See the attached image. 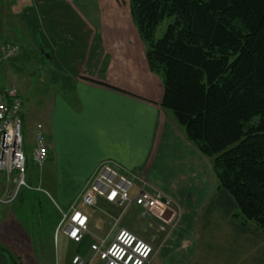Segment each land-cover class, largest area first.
<instances>
[{"label":"crops","instance_id":"0c3cea01","mask_svg":"<svg viewBox=\"0 0 264 264\" xmlns=\"http://www.w3.org/2000/svg\"><path fill=\"white\" fill-rule=\"evenodd\" d=\"M20 2L24 3L23 0ZM1 6H4L2 12H14L20 22L13 31L12 40L20 48L17 65H35L44 73L39 77H47V80L44 82L45 89L39 90L41 93L31 86L35 82V71L29 74L28 85L26 80L24 83L18 82L22 135L29 165L24 177L26 186L20 187L16 194L14 178H9L5 172L0 171V260L35 259L33 251L27 253L26 249L30 248L27 244H33L35 241H53L55 226L59 221L57 206L67 208L80 193L86 180L103 162H111L123 175L136 176L133 194L145 184L140 181L142 176L146 182L172 199H175V195L182 197L185 193L189 209H196L197 199L202 200L205 194L212 192V172L207 160L201 159L197 150L181 138L178 132L176 134L174 129L159 131L158 111L151 104L133 100V96L114 89L119 88L133 95H138L140 91V87L137 88L128 78L132 67L127 70V65L122 63L118 54L117 58L114 57L113 46L116 44L112 43V37L121 29V24L123 25L118 12L114 11L107 19L109 23L106 20L104 23L97 15L93 20L89 15L88 21L84 12L75 8L70 18L73 21V30L75 29L72 34L78 36L77 42L74 43L75 39L73 44L63 40L67 44L65 47L61 42H57L55 31L52 25H49L50 11H35L36 15H32L27 11L33 9L27 6L17 10V0H0ZM80 24L88 26L91 30L89 39L92 38L95 44H99L98 48L93 47L90 50H105L110 53L113 59H110L109 65L103 66L102 60L97 59L91 62V53L90 56L87 53L83 56L74 53L79 50L78 45L84 35L80 33L83 32ZM129 29L131 31V27ZM56 45L73 54H69L67 60L61 58L59 65L64 75L59 74L57 82L53 79L57 73L52 65V55H48ZM74 57L77 60H74ZM66 66H74L81 74L76 76L71 72L72 77H67L71 73L65 71ZM81 75L88 78L83 80L85 76ZM38 123L44 127L49 149L48 159L41 167L30 162V154L35 148V126ZM219 195V198H226L223 192ZM213 203L208 204L207 208L211 207L213 210L214 206L218 207L221 212L216 215L222 223L224 204L222 206ZM80 209L88 218V232L83 237L87 244L91 245L105 237L112 239L115 231L111 229L116 219H119L117 230L127 229L137 234L132 229V221L127 219V216L135 218L139 214V210L134 206L120 217V210L115 204L98 197L95 206H80ZM205 216L206 214L200 222L198 221L200 226H197L194 234L195 260L202 250L199 232L205 228L202 227ZM184 223V226H187L188 222ZM206 226V230L212 229L214 232L211 240L204 243L207 250L206 259L211 264L213 260L219 259L221 264L247 263L244 249H241L242 235L232 236L234 239L229 241L231 236L221 233L224 230L223 225L216 226L214 222L211 228L206 222ZM167 238L162 240L163 244H155V257L160 261L157 260L158 264H170L166 250L163 249L168 242ZM260 238L262 236L257 238L258 242ZM204 239H208L207 236H204ZM5 240L15 245L17 243V251L12 250L15 245L6 247ZM145 240L148 241L149 238ZM233 240H237L236 246L231 244ZM57 241L59 249L54 255L56 264H69L73 256L79 255L66 236L60 234ZM5 250L9 253L1 255ZM89 252L87 248L85 255L81 256L85 257ZM52 257L51 254L48 257L50 264ZM252 263L259 264L258 255L256 257L251 254L248 264Z\"/></svg>","mask_w":264,"mask_h":264},{"label":"trees","instance_id":"16d2710c","mask_svg":"<svg viewBox=\"0 0 264 264\" xmlns=\"http://www.w3.org/2000/svg\"><path fill=\"white\" fill-rule=\"evenodd\" d=\"M130 3L148 67L162 78V110L210 160L240 220L264 231V0ZM73 244L79 255L90 248Z\"/></svg>","mask_w":264,"mask_h":264},{"label":"rangeland","instance_id":"374dc122","mask_svg":"<svg viewBox=\"0 0 264 264\" xmlns=\"http://www.w3.org/2000/svg\"><path fill=\"white\" fill-rule=\"evenodd\" d=\"M23 2L24 3H21L20 0H17V10H21L22 8H24V6H27L29 9L31 8L33 9V11L30 10L27 11L30 12V14L32 15H34V13L36 15V12L40 13L41 11L44 12L50 11L51 16L49 17L48 20L49 25H52V28L55 31L56 39H58L57 42H61L63 45H65V47L67 45L65 44V42L68 43L69 41L72 43L74 39H75L74 43L77 42L78 36L76 34L75 35L72 34L73 21H71L70 18L75 8L78 9L80 12L81 11L84 12L87 20L89 19V15H91L92 20L94 19V16L97 15L98 16L97 18L100 19L99 17H101L100 21L104 20V23L107 21L108 17L114 14V11H117L121 17L120 21L123 22V25L121 24V29L118 31V33H114L115 36L112 37L113 39L112 43L116 44L113 46V52L115 54L114 57L117 58L119 56V58L122 59V63L124 65L125 64L127 65V66L125 65L127 67V70L130 67H132V71L129 72L130 74L128 75V78L131 80V82H133L134 85H137V88L140 87L139 88L140 91L138 95L135 94L133 95L119 88H114V89L120 93L133 96L134 97L133 100L145 101L146 103L151 104L153 108H155L158 111L157 119H158L159 131L161 130L163 131L164 129L166 130L167 128L174 129L176 134L179 133L178 135L181 138H183L190 145H192L186 139L182 128L177 125L176 121H174L173 118L174 115L172 113L165 112L161 108V98L163 94L162 78L159 74L154 73L148 67V63L146 59V47L137 30L135 15L131 9L130 0H23ZM3 8L4 6L0 7V83L2 86H6V87L14 86L15 88H18L19 86L18 82L24 83V80H26V84L28 85L30 79L29 74H31L32 71L33 72L35 71L36 73L34 77L35 82L34 84H31V86H33L34 87L33 89L36 90L38 93H41L40 92L42 91L41 89L42 88L45 89L44 82H46L47 77L46 79L41 76L39 77V75H44V73H41V71H39V67L35 65L30 67L18 66L17 56H13L5 60L1 59V57L3 56V52H2L3 46L5 44L16 45L12 41L14 39L13 31L15 28H17V25L19 26L20 23L18 22V18L14 14V12L7 10H5V12H2ZM172 20L173 18H166L162 21V23L158 26V28L155 31V39H159L160 37H162V35L166 30V27L168 26V24L172 22ZM88 21H90V19ZM107 23H109V21H107ZM129 27H131V31ZM80 28L83 31L80 33H83L84 35L82 36L81 42L78 45L79 50L77 51L73 50L74 53L76 55H81V56H83L85 53H87L90 56L89 53H91L92 54L91 62H94L95 59H97L99 61L102 60L101 63L103 64V66L109 65L110 59L111 61L113 59L110 56V53H106L105 50H101L100 52L97 50L95 52L90 50L93 47L98 48L99 44H95V42L91 40L92 38L89 39L91 30L88 28V26H86L85 24H80ZM63 40H65V42ZM62 50L63 47L61 49L56 45L53 48V52H51V54H48L49 56L52 55L51 56L52 65L54 66L55 73H57L53 76L55 82L59 80V74L62 73L64 75L61 66L59 65L62 62L61 58H65V60H67L69 54L70 56L73 55L69 50H63V51ZM116 54H118V56H116ZM74 60H77V58L74 57ZM64 69L65 71L74 73L76 76L81 74L79 73V70L76 69L74 66H70V67L66 66ZM72 73L68 74L67 77H72ZM81 76H85V75H81ZM84 78H88V77L85 76L82 79L84 80ZM257 95L260 96L259 94ZM197 152L200 154V158L203 160H207V163L211 166L210 160L207 159L204 155H202L198 150ZM210 166H209V170H210ZM211 172L212 173L210 174L213 180L211 186L212 192L210 193L208 192L207 194H205L202 197V200H200L199 198L197 199L198 202L196 209H193V207L189 209L188 206L189 204L187 203L188 200L187 198L185 199L184 197L186 196L185 193L183 194L184 196L182 197L181 196L178 197L175 195V199H172L169 196L163 194L154 185L150 184L149 182H146L145 178L140 176V181L145 183L147 190L152 192H158L159 194L162 195L163 198L168 200V205H169L168 209L161 210L159 208H154V212L155 215L160 217L163 221L165 222L172 221L170 223L169 229H166L167 231L165 233V235L169 233L167 234L166 238L169 237L167 239L168 242L169 241L170 242L169 243L166 242L165 243L166 246L163 248L164 250H166V256L170 259L169 260L170 264H211L210 261L206 259L207 250L204 246V243L206 240H211V237L214 236V232H212L213 231L212 229L206 230L207 229L206 222L208 227H211V225L214 224V222L216 223V226L223 225L224 230L221 231V233H224L225 236L226 234L231 236L229 238V241L234 239L232 238V236L234 237L235 235L237 236L242 235L241 245L243 247H241V249H244L246 262H247L246 264L250 263L251 254H254V256L256 257L258 255L259 264H264V231H262L252 222H245V221L243 222L240 220L239 218L240 214L235 200L228 193V191L221 189L217 186V181L212 166H211ZM221 192L226 194L225 199L222 197L219 198L220 196L219 193ZM217 198H219V200H217ZM213 202L215 204H221V205L224 204L222 223H220L218 219L219 217L216 215L219 212H221L220 210H218L219 208L215 206L213 210L211 209V207L207 208V205ZM212 212L214 214V217H212ZM204 214H206V216L203 218L202 227L205 228L203 229L202 232H199V239L201 240L200 243L202 246V250L199 253V257L195 260L193 259V256L195 254L193 247L195 241L194 234H196L195 230H197V226L198 227L200 226V224H198V221L200 222ZM59 217L60 216L58 214V220ZM127 219H130L132 221L133 223L132 229L136 233H139V235L136 234L139 238L143 240L149 238L148 240L149 243L154 247L155 244L161 245L162 233L159 234L157 231L158 226H160L157 220H153L152 218H150L145 214L144 215L138 214L136 215L135 218L132 216H127ZM185 221L188 222L186 224L187 226H184ZM188 224L191 225L189 226ZM215 229L217 228L215 227ZM204 236H207L208 239H204ZM260 236H262V238H260V242H258L257 238H259ZM5 241H6L5 246L8 248L15 245L8 240ZM235 241L237 240H233L231 242V244L234 246L237 245ZM57 242L58 241H55L53 238V241L51 243L37 242V241H35L33 244L29 243L27 245L30 248L26 247L27 248L26 250L29 251V252L27 251V253L30 254V250L33 251L32 253L35 259H26V258L25 259L9 258L7 260L1 259L0 264H50V260L48 258L50 254L53 256L52 264H56L54 261V255L55 252L59 249V244H57ZM97 242L98 241H96L95 244ZM70 243L71 245L75 246V249H77V246L73 244L72 241H70ZM12 250L17 251V243ZM4 253L8 254L9 251L5 250L3 253L1 252V255H5ZM152 260L154 261L152 263H157L158 258L153 256ZM158 262L160 261L158 260ZM254 263H257V261H254ZM94 264H99V263L98 261H96ZM212 264H221V259L216 261L213 260Z\"/></svg>","mask_w":264,"mask_h":264},{"label":"built area","instance_id":"2783aa9c","mask_svg":"<svg viewBox=\"0 0 264 264\" xmlns=\"http://www.w3.org/2000/svg\"><path fill=\"white\" fill-rule=\"evenodd\" d=\"M2 60L18 56L20 48L17 45L3 46ZM21 98L14 86H2L0 83V171L14 178L16 192L26 186L25 173L27 155L24 149L21 120ZM48 139L41 123L35 126V148L30 154V162L41 167L48 159ZM14 176V177H12ZM135 175L128 176L119 173L111 162L101 163L86 180L80 193L67 208L57 206L59 221L55 227L54 240L60 234L73 243H79L88 232V218L80 206L93 207L98 197L108 203L115 204L120 210V217L131 207H136L139 214L147 215L159 222L158 233L162 240L166 239V229L170 223L155 215L154 208L168 209V200L158 192L147 190L141 185L133 194ZM119 219L112 224L114 237H107L91 244L88 256L75 255L69 264H158L152 263L156 249L148 241L139 238L127 229H116ZM164 235V236H163Z\"/></svg>","mask_w":264,"mask_h":264}]
</instances>
